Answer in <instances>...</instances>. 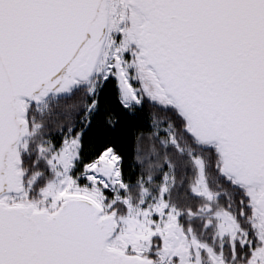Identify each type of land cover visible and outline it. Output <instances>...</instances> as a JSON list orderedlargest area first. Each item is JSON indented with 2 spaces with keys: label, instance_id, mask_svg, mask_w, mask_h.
Listing matches in <instances>:
<instances>
[{
  "label": "snow or ice",
  "instance_id": "6c2138e0",
  "mask_svg": "<svg viewBox=\"0 0 264 264\" xmlns=\"http://www.w3.org/2000/svg\"><path fill=\"white\" fill-rule=\"evenodd\" d=\"M0 264H264V0H0Z\"/></svg>",
  "mask_w": 264,
  "mask_h": 264
}]
</instances>
